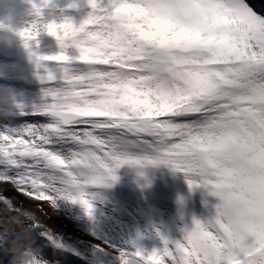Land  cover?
<instances>
[{
  "label": "snow or ice",
  "instance_id": "snow-or-ice-1",
  "mask_svg": "<svg viewBox=\"0 0 264 264\" xmlns=\"http://www.w3.org/2000/svg\"><path fill=\"white\" fill-rule=\"evenodd\" d=\"M87 3L78 27L66 17L42 25L56 54L29 53L47 98L32 106L37 122L0 132V264L40 223L9 188L53 210L59 198L78 202L91 216L86 187L109 186L123 164L161 163L220 203L144 264H264V12L249 0ZM40 29L20 33L26 49Z\"/></svg>",
  "mask_w": 264,
  "mask_h": 264
},
{
  "label": "rangeland",
  "instance_id": "rangeland-1",
  "mask_svg": "<svg viewBox=\"0 0 264 264\" xmlns=\"http://www.w3.org/2000/svg\"><path fill=\"white\" fill-rule=\"evenodd\" d=\"M255 2L264 10V0ZM105 3L106 0H99L101 7ZM70 4L75 7H69ZM90 11L87 0H49L42 9V19L49 22L66 17L78 27ZM29 46L30 52L42 56L54 55L59 50L55 38L45 31L39 32ZM65 55L70 58L67 67H79L75 48L65 49ZM19 65L18 59L0 55V86L9 88L25 106L23 114L14 108L6 119L0 120V132L36 123L30 115L32 106H40L47 99L42 96L40 82L22 83L24 74L17 71ZM46 66L51 68L52 63ZM45 121L46 118H39V122ZM17 171L10 169L8 174ZM114 175L116 179L109 186L84 189L91 196V216L85 214L78 202L59 198L53 210L47 202L32 201L9 188L12 195L8 198L32 211L40 222L31 228L32 247L46 264H122V260L127 264H144L153 251L160 253L167 247L173 252L176 242H184L193 219H211L220 203L210 194V186L190 187L185 172L163 163L145 167L123 164L114 170ZM7 194L0 186V196ZM164 264L172 262L164 257Z\"/></svg>",
  "mask_w": 264,
  "mask_h": 264
},
{
  "label": "clouds",
  "instance_id": "clouds-1",
  "mask_svg": "<svg viewBox=\"0 0 264 264\" xmlns=\"http://www.w3.org/2000/svg\"><path fill=\"white\" fill-rule=\"evenodd\" d=\"M48 3H44V0H0V50L16 44L30 53V46L27 49L24 47L26 41L20 33L26 28L35 30L37 24L41 26L40 32L43 31L42 25L47 22L42 19V9ZM37 10L40 12L39 16ZM30 61L35 65V59L30 57ZM18 103L9 88L0 86V120L6 119ZM16 244L13 241L10 245V264H46L39 252L33 249L27 235L24 236L21 247L17 248Z\"/></svg>",
  "mask_w": 264,
  "mask_h": 264
},
{
  "label": "water",
  "instance_id": "water-1",
  "mask_svg": "<svg viewBox=\"0 0 264 264\" xmlns=\"http://www.w3.org/2000/svg\"><path fill=\"white\" fill-rule=\"evenodd\" d=\"M0 54H2L6 59H19L20 66L17 69L22 73H25L24 77L22 78L23 83L39 81L36 78L37 69L30 61L29 52H26L22 47L14 44L11 48L0 50ZM32 59H34V57H32Z\"/></svg>",
  "mask_w": 264,
  "mask_h": 264
}]
</instances>
